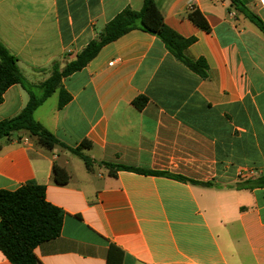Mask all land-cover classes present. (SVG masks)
<instances>
[{
    "label": "crops",
    "instance_id": "0c3cea01",
    "mask_svg": "<svg viewBox=\"0 0 264 264\" xmlns=\"http://www.w3.org/2000/svg\"><path fill=\"white\" fill-rule=\"evenodd\" d=\"M165 23L196 41L187 49L204 59L202 78L156 36L135 30L107 45L82 71L63 81L35 119L72 148L92 142V171L62 146H41L16 132L1 140L0 191L35 181L65 212L61 235L39 245L40 264H108L111 245L122 264H264V188L237 190V182L264 175V34L231 0H156ZM264 21V0H243ZM143 0H0V42L17 58L26 80L40 85L95 40L124 9ZM199 8L207 33L188 13ZM56 96V97H55ZM140 96L149 99L138 109ZM30 96L10 87L0 122L18 116ZM165 172L119 171L99 163ZM71 180L58 185L54 166ZM0 264H12L0 250Z\"/></svg>",
    "mask_w": 264,
    "mask_h": 264
},
{
    "label": "trees",
    "instance_id": "16d2710c",
    "mask_svg": "<svg viewBox=\"0 0 264 264\" xmlns=\"http://www.w3.org/2000/svg\"><path fill=\"white\" fill-rule=\"evenodd\" d=\"M233 7L242 13L264 34V21L251 11L243 0H231ZM188 19L199 29L210 33L211 25L199 8L188 13ZM140 30L158 37L167 50L202 78L208 77L209 67L204 59H193L187 55V49L195 38H185L165 23L156 0H143V7L136 11L131 7L124 9L106 24L98 37L91 41L76 58L67 62L64 67L55 63L49 79L40 85L30 84L21 72L17 58L0 42V105L4 95L13 85L20 84L28 92L30 99L27 106L16 117L0 122V142L16 132H27L36 137L38 143L46 149L53 150L62 146L79 156L86 168L92 171L97 161L85 155L83 150L92 148V142L85 140L77 148L62 143L53 133L35 119V112L55 93H59V109H63L72 100V95L65 89L63 81L85 69L88 64L99 56L109 44L116 42L132 31ZM149 102L148 97L140 96L133 102L135 107L143 109ZM2 146L0 144V151ZM109 170L111 176L119 171H131L143 175L164 176L193 185L213 187L212 183H202L183 176L165 172L138 169L131 166L108 162L99 163ZM54 179L58 185H66L71 180L69 172L55 164ZM237 190H254L264 188V175L257 179L237 182ZM65 212L47 200L46 187L30 181L16 191H0V250L12 264H40L35 249L61 235ZM123 251L111 245L108 264H122Z\"/></svg>",
    "mask_w": 264,
    "mask_h": 264
},
{
    "label": "built area",
    "instance_id": "2783aa9c",
    "mask_svg": "<svg viewBox=\"0 0 264 264\" xmlns=\"http://www.w3.org/2000/svg\"><path fill=\"white\" fill-rule=\"evenodd\" d=\"M248 176H250V177H256V178H258V177H260L261 175H257L254 171H250L249 173H248Z\"/></svg>",
    "mask_w": 264,
    "mask_h": 264
},
{
    "label": "rangeland",
    "instance_id": "374dc122",
    "mask_svg": "<svg viewBox=\"0 0 264 264\" xmlns=\"http://www.w3.org/2000/svg\"><path fill=\"white\" fill-rule=\"evenodd\" d=\"M56 97V96H55Z\"/></svg>",
    "mask_w": 264,
    "mask_h": 264
}]
</instances>
